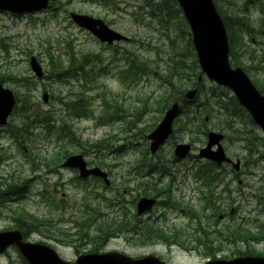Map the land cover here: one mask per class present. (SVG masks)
Listing matches in <instances>:
<instances>
[{
  "label": "rangeland",
  "instance_id": "obj_1",
  "mask_svg": "<svg viewBox=\"0 0 264 264\" xmlns=\"http://www.w3.org/2000/svg\"><path fill=\"white\" fill-rule=\"evenodd\" d=\"M214 1L216 7H220L229 16H234V12L240 14L242 18L247 16L249 25L246 27L254 34L256 31L260 32L252 39L242 33L235 22V25H232L239 46L241 40L240 56L237 53L238 60L250 67V74H248L250 78L257 80L258 77L264 82V14L253 4H249L247 10H243L244 0ZM138 2L139 0H52L51 6L37 13L12 14L0 11V41L6 46L5 49L0 46V77L4 78L3 85L12 90L17 98L26 100L28 112L53 111L54 118L63 119L67 123L65 127L70 126L75 134L74 138H66L67 143L58 146L53 134L47 135L36 124L31 125L32 134L22 138V143H13L6 136H2L5 127H0V154L9 157L6 162H0V176L6 177L18 166L17 173L12 172V176L24 175L25 179L21 193L22 200L17 204H11L9 210L0 208V230L12 228L13 225V228H18L13 217L22 211L25 215L36 218L33 221L39 223L37 226L41 230L29 231L27 240L50 244L67 261L75 258L76 249L79 252H87L96 247L98 250L104 244L105 247L100 251L118 250L132 256L153 254L167 264H203L208 259L204 253L206 251L204 247L198 245L199 251L195 252L175 244L176 241L191 238L196 228L206 227L204 229H207L204 214L208 215L210 211H201L199 195L202 187L192 178L193 169H191L196 161L201 160L196 154L197 149L204 144L205 136L195 132V129L189 130L193 128L190 122L182 126L181 120L184 116L180 114L173 125L175 129L173 137L158 152L159 156L164 158L166 168L175 173L174 181L170 180V175L162 177L163 173L160 172H154L152 180L148 177L142 180L136 175L135 167L139 164L137 161L147 164L151 162L150 156L156 155L146 150L148 149L147 134L159 122L167 107V101L160 100L166 89L163 79L166 71L157 70L159 72V74L155 72L157 75L143 74L135 80L123 82L118 77L119 69L124 67L127 59L135 61L147 59L153 65L157 63L160 68H163L169 51L165 33L156 29L158 27L156 23L155 25L139 23L135 19L136 16L132 15ZM70 11L101 18L112 29L129 37V40L113 45L103 44L90 32L74 24L69 18ZM175 29V26L166 29V33L174 36ZM244 49L251 51L253 60L248 58V53ZM31 55L35 56L42 65L44 70L42 78H37L30 70L28 59ZM49 55L55 63L60 62L62 65H66L69 59L73 58L80 62L83 56H87L86 69L91 70L89 82L85 84L84 80L77 81L76 78H70L68 84H64L49 77L47 73L48 63H51ZM154 70L151 71L154 72ZM200 83L201 100L212 92H219L218 87L204 75L201 76ZM80 90L83 91V96L90 104L93 113L88 118L74 119L64 111L57 98ZM43 92L49 95L46 103L42 100ZM103 97L108 101L114 97L112 103L117 102L122 106L124 110L119 120L100 119L106 106L103 104ZM191 106L193 107L194 104ZM111 107L113 105H110ZM11 119L13 123L22 124L18 116L13 115ZM102 121L104 123L100 125ZM152 121L155 122L152 123ZM204 121H206V127L211 128V122L207 117H204ZM234 126L237 127V125ZM239 126L242 131L248 132L250 143L240 140L232 141L229 134L222 141L227 155L233 159L238 158L242 167L239 172H236V176L231 170L232 167H227L231 173L225 182L233 178L227 187L233 190L230 191L233 201L227 206V214L219 210L214 217L217 220L215 229L221 232L230 231L235 225H241L244 230L253 231L255 218L264 217L262 215L264 206L257 202L259 189L264 185V159L258 160L264 153V136L244 117ZM175 141L191 142L195 157L173 161ZM97 144L98 146L95 147L94 145ZM83 147L91 153L85 154L89 163L97 157L101 158L98 161L109 174L110 187L104 188L99 181L91 187L90 184H94L92 180H87L86 183L89 184L82 187L78 182L73 183L75 175L71 170L60 171L62 184L58 182L59 173L46 171V166L42 168L40 163H37L38 157L49 158L52 152L58 150L77 152L81 149L84 151ZM249 149L253 152L247 155ZM238 180H241V183H238ZM133 181L148 184L145 186L148 189L157 182L155 193L159 196L158 200L166 202L158 203L148 213L149 215L146 214L143 217L151 216V227L146 228L157 231L160 229L159 236L163 238L154 239L152 233L149 232L147 235L146 228L137 227L138 233L124 230L103 243V234L97 231L102 228V224L116 226L120 220L127 224L135 222V206L133 204L130 207L129 203L136 202L140 197L136 198L138 193L143 192L142 185H135ZM222 189H226L224 184L216 188L220 199L226 204V198L229 197H227V190L222 193ZM42 192L52 194L51 205L41 203ZM99 194L102 196L101 203L96 199V195ZM121 202H125L126 207L124 204L121 206ZM215 202L213 200V204ZM10 210L17 212L12 214ZM123 210L127 212L124 213ZM130 210L135 211L133 216L128 213ZM143 221L149 223L147 219ZM80 227L85 240L81 241L77 236V241L71 242ZM131 227L133 228V225ZM235 236L237 237L236 233ZM207 243H211V249L208 251H213L215 255H226L225 258L232 257L230 253L238 250L264 255V241L249 239L245 244L237 242L226 245L225 243L220 251L216 250L215 244L218 241L215 236H211V240ZM0 264L26 263L16 248L12 247L0 254Z\"/></svg>",
  "mask_w": 264,
  "mask_h": 264
},
{
  "label": "water",
  "instance_id": "obj_2",
  "mask_svg": "<svg viewBox=\"0 0 264 264\" xmlns=\"http://www.w3.org/2000/svg\"><path fill=\"white\" fill-rule=\"evenodd\" d=\"M191 30V40L196 52L197 61L202 73L220 86L233 92L237 101L250 114L255 124L264 131V96L256 89L247 75L240 67H232L228 61V42L222 20L216 12L211 0H177ZM48 0H0V9H8L20 13L24 11L39 10L46 7ZM70 17L78 26L89 30L101 42L113 43L125 37L108 27L100 18L86 14L70 12ZM30 68L37 76L42 75L41 65L34 56L30 57ZM196 89H189L185 96L192 99ZM42 98L47 101V93ZM15 104L12 91L5 88L0 82V125L4 124ZM178 111V104L174 102L167 109L156 128L148 135L151 139L150 150L155 152L172 131V121ZM222 135L210 131L207 133V142L201 148L199 155L216 162L229 161L220 144ZM213 145H217L215 150ZM189 144H177L175 154L185 156L189 151ZM65 166L77 167L81 176L89 173L101 176L108 183L106 174L97 168L85 169L82 155L69 156L64 162ZM238 165L236 164L235 167ZM154 200L141 198L137 204L139 213L150 209ZM15 245L22 257L29 264H166L153 255L132 258L119 252L88 253L77 257L74 262L63 260L50 246L43 243L28 242L22 239L18 230L0 232V253L8 246ZM205 264H264V257L243 256L230 260H211Z\"/></svg>",
  "mask_w": 264,
  "mask_h": 264
},
{
  "label": "trees",
  "instance_id": "obj_3",
  "mask_svg": "<svg viewBox=\"0 0 264 264\" xmlns=\"http://www.w3.org/2000/svg\"><path fill=\"white\" fill-rule=\"evenodd\" d=\"M248 2L256 5L258 9L264 13V3L261 2V0H246V3ZM217 11L221 15V18L227 29L231 55L230 63L233 66H241L243 70L247 74H249L250 67L245 66L238 60L237 53L240 56L241 40L239 46L236 33L232 26L236 23L241 29L243 25L246 24L247 26L249 22L246 23L245 21L247 19L241 18L237 13H234L235 18H232L224 11H222L219 7L217 8ZM132 15L136 16L135 19L139 23H146L147 25H150L151 23H154L155 25L156 23L158 25L156 29L158 31L162 30L166 35L167 41H169V52L164 67L159 68V65H157V63L153 65V63L151 62L153 70L159 69L166 71V74L163 76L164 82L166 83V89L161 95L160 100H166L167 103L174 100H184V92L188 87L191 86L197 87L200 91L201 83L198 81V76L201 75V71L199 69L196 55L191 43V35L188 25L184 20V17L182 16V12L178 7L176 0H139L138 6H136V10L132 12ZM174 26L176 28L175 35L173 37H170L169 34L166 33V29ZM248 31L251 32V30ZM246 33L248 32L246 31ZM0 46L3 49L6 48L5 44L1 41ZM244 51L248 53V58L253 60L251 51L248 49H244ZM49 57L51 63H48V72L51 74V76L57 77L59 81H65L67 78L71 77L76 78L77 80H84L85 84L89 82V75L91 71H89V69H86V66L88 65L87 56H83L80 62H77L76 59L73 58L69 59L66 65H62L60 62L55 63L51 55H49ZM127 61L128 63L125 66L126 69L121 71L122 75H124L125 78L129 77L132 80H135L138 78V76L144 74L143 72L145 70H143L144 68L142 69L141 66L143 67V65H147L145 62L147 61L146 59H138L136 61L127 59ZM157 73L159 74V72ZM256 79L257 80H254V84L262 93H264V82L260 81L258 78ZM0 80L4 81V78L1 76ZM218 89L219 92H212L211 94L205 96L203 100L200 99V94L195 98V112L191 111V113H186L188 119H185L184 125L192 119L191 125L195 127V132L204 134L207 130H209V128L206 127V121H204V117L210 119L212 117L214 108L216 107V111L219 112V115L222 116L223 121L225 122L226 130L231 129V126L234 122V117L236 115L244 114V110L237 103L234 96H231L225 88L218 87ZM113 98L114 97H112V99ZM58 99L61 103L64 104V108L73 116H87L91 113L90 104L85 100L82 92H80L79 94H74V96L66 98L65 100H62L60 98ZM103 99V104H106V106L104 107V112L102 113L103 117L106 119L113 117L118 118L119 115H121V112L124 110L122 109V106L120 104H117V102L112 103V99L110 101L105 100V97H103ZM25 104L26 100H24L23 98H17V106L14 110V114L18 115L21 118L22 124L15 125L14 123H11L8 127L9 132H13L16 134L20 133L22 136H26L27 134L31 133L30 127L32 122H40L41 124H43L44 129L47 133H50V131L53 129L58 133H63L65 131L62 126L55 128L51 124L53 118L50 117L52 116L50 111H48L46 115L40 114L39 112L29 114ZM110 105H113V107L110 108ZM193 114H195V121L193 120ZM199 117H201V119H198ZM245 118L252 124L247 114ZM154 122L155 121H152V123ZM218 127L220 128V130H224L225 126L222 125ZM67 131L70 132L72 138L75 137V134L73 133L74 130L70 126H68ZM245 135L246 136H240L238 135L237 131V135L235 136V138L238 137L239 139L247 142L249 137L247 136V134ZM98 144L94 146H98ZM250 150L251 149H249L248 152H250ZM260 157H264L263 153ZM24 184L25 182L22 183V185ZM9 191V185H6L3 181H1L0 199ZM262 193H264V187L262 188ZM4 199L6 200V198ZM20 217H22L25 222L31 221V219L27 218V215H25L24 213H22V216ZM113 226L115 225H108L104 223V227L99 231V233L107 236L108 233H113L115 231L123 229V227L121 226H115L114 228ZM151 233L155 237L159 236V234L154 231H152ZM246 236L247 241L249 239L264 241V223L261 226L258 225L256 231H251L249 229L246 230Z\"/></svg>",
  "mask_w": 264,
  "mask_h": 264
},
{
  "label": "flooded vegetation",
  "instance_id": "obj_4",
  "mask_svg": "<svg viewBox=\"0 0 264 264\" xmlns=\"http://www.w3.org/2000/svg\"><path fill=\"white\" fill-rule=\"evenodd\" d=\"M61 164H62V162L60 163V166H61ZM87 166L88 167H91V166H95V164H89L88 162H87ZM230 167V164H228V163H223V164H213V165H211V167H218L220 170H224V171H222V172H220L219 173V175L220 176H223L224 177V179H226L227 178V176L231 173V170L229 169V168H227V167ZM61 170H70V169H62L61 167H59V168H57V169H55V171L54 170H50V171H53V172H56V173H59V180L61 181V182H63V179L61 178L62 177V172H60ZM72 171H74V172H76V170H72ZM107 175L109 176V174H108V172H107ZM145 177H148V179H150V178H152L151 177V174H148V173H146L145 175H144V178ZM194 180H195V177L193 178ZM224 179H221V182L224 180ZM87 180H92V181H94V183L96 182V181H99L95 176H87V177H85V178H83V180L82 181H80L81 182V186L82 187H86V181ZM110 185V184H109ZM109 185H107V186H109ZM90 186L91 187H93V184H90ZM156 198H157V200H158V195L157 194H155L154 195ZM102 197V196H101ZM93 199H94V197H93ZM97 201L99 202V203H101V201L100 200H98L97 199ZM122 204H124V207H126V204H125V202H123ZM130 204V207H132V203L130 202L129 203ZM135 206V205H134ZM98 208V207H97ZM232 210V209H231ZM98 212H100L99 210H98ZM126 211H124V213H125ZM130 215H132L133 216V214L135 213V211L133 212L132 210H130L129 212H128ZM149 212H146V213H144L143 215H145L146 216V214H148ZM224 213V212H223ZM93 214V213H92ZM136 214V213H135ZM134 214V219H135V222L134 223H132V224H135L138 228H140L141 229V227H143V228H146V227H151V225L150 224H152V222H151V216H147V217H143V215H141V216H138L137 214L135 215ZM102 215V214H101ZM149 215V214H148ZM103 217H104V214H103ZM143 219H147L148 221H149V223L147 222V221H143ZM96 221V219L94 220V222ZM144 222V223H143ZM91 228V227H90ZM148 228H146L145 230H147ZM98 231H99V229H98Z\"/></svg>",
  "mask_w": 264,
  "mask_h": 264
},
{
  "label": "bare ground",
  "instance_id": "obj_5",
  "mask_svg": "<svg viewBox=\"0 0 264 264\" xmlns=\"http://www.w3.org/2000/svg\"><path fill=\"white\" fill-rule=\"evenodd\" d=\"M223 23V22H222ZM228 53H229V55H230V50H228ZM256 128H258L259 129V131L262 133V135L264 136V131L261 129V127L259 126V125H256ZM4 133H6V135H4ZM3 134H2V136H6L7 138H8V132L7 131H5ZM263 155H264V153H263ZM264 159V157L263 158H261V157H259L258 158V160L259 161H261V160H263ZM8 159H7V157H5V156H3V154H0V162H6ZM217 250V249H216ZM211 254H213V252H206V255H211Z\"/></svg>",
  "mask_w": 264,
  "mask_h": 264
}]
</instances>
